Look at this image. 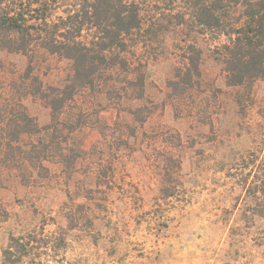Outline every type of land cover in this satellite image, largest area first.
I'll list each match as a JSON object with an SVG mask.
<instances>
[{
  "label": "rangeland",
  "instance_id": "obj_1",
  "mask_svg": "<svg viewBox=\"0 0 264 264\" xmlns=\"http://www.w3.org/2000/svg\"><path fill=\"white\" fill-rule=\"evenodd\" d=\"M49 1L46 16L56 21L84 0ZM149 1L126 53L142 65L145 97L78 91L65 118L83 114L80 127L57 134L47 178L21 180L6 170L19 151L1 153L0 264L10 236L29 233L50 240L26 264H264V77L229 86L227 38L183 22V0ZM192 46L200 78L170 87ZM34 51L0 50V93L7 110L21 102L44 127L49 107L24 96L37 91L25 79L29 64L43 91L65 88L74 71L71 61ZM140 107L143 122L130 114ZM11 115L3 111L1 121Z\"/></svg>",
  "mask_w": 264,
  "mask_h": 264
},
{
  "label": "trees",
  "instance_id": "obj_2",
  "mask_svg": "<svg viewBox=\"0 0 264 264\" xmlns=\"http://www.w3.org/2000/svg\"><path fill=\"white\" fill-rule=\"evenodd\" d=\"M183 1L188 4L183 22L188 17L204 31L227 38L223 64L229 86H251L264 77V0ZM49 2L0 0V50L33 57L36 48L42 49L71 61L74 71L65 88L50 87L43 91L40 80L32 74L33 65L29 64L25 79L37 91L35 95L24 96L38 97L49 107L51 123L44 127L36 123L21 102L17 111L7 110L9 98L0 93V117L3 111L14 115L7 123L0 118V156L5 149L19 151L22 159L6 170L17 172L21 180L48 177L50 169L45 163L51 162L57 134L69 135L80 127L78 122L83 114H78V122L65 118L68 103L78 91L103 92L107 88L106 94H124L135 101L145 97L142 65L131 63L126 53L130 37L142 29L141 12L149 0H84L80 9L56 21H49L46 16ZM191 51L184 72L177 71L170 87L177 89L181 83L193 87L200 78L201 52L194 46ZM142 110L143 107L131 109L130 114L143 122ZM3 175L0 168V188L5 185ZM255 186L257 181L247 191L251 193ZM48 240L38 238L36 233L11 235L2 252V264H26L35 248H48Z\"/></svg>",
  "mask_w": 264,
  "mask_h": 264
}]
</instances>
